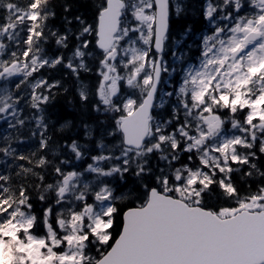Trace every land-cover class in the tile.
I'll use <instances>...</instances> for the list:
<instances>
[{
  "label": "snow or ice",
  "instance_id": "obj_1",
  "mask_svg": "<svg viewBox=\"0 0 264 264\" xmlns=\"http://www.w3.org/2000/svg\"><path fill=\"white\" fill-rule=\"evenodd\" d=\"M0 264H264V0H0Z\"/></svg>",
  "mask_w": 264,
  "mask_h": 264
},
{
  "label": "trees",
  "instance_id": "obj_2",
  "mask_svg": "<svg viewBox=\"0 0 264 264\" xmlns=\"http://www.w3.org/2000/svg\"><path fill=\"white\" fill-rule=\"evenodd\" d=\"M183 23V21H177L176 22V29H179L180 25ZM203 31V29H201ZM69 100H71V96L69 97H61L57 100V110H65L68 112H73V105L69 103Z\"/></svg>",
  "mask_w": 264,
  "mask_h": 264
}]
</instances>
